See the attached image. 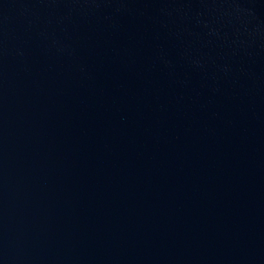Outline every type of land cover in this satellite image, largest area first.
<instances>
[{"label": "water", "instance_id": "1", "mask_svg": "<svg viewBox=\"0 0 264 264\" xmlns=\"http://www.w3.org/2000/svg\"><path fill=\"white\" fill-rule=\"evenodd\" d=\"M0 264H264V0H0Z\"/></svg>", "mask_w": 264, "mask_h": 264}]
</instances>
